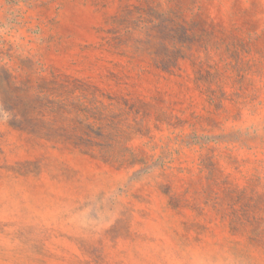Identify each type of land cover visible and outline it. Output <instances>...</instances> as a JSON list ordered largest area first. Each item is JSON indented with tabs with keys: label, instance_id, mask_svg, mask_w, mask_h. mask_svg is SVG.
<instances>
[{
	"label": "rangeland",
	"instance_id": "1",
	"mask_svg": "<svg viewBox=\"0 0 264 264\" xmlns=\"http://www.w3.org/2000/svg\"><path fill=\"white\" fill-rule=\"evenodd\" d=\"M0 264H264V0H0Z\"/></svg>",
	"mask_w": 264,
	"mask_h": 264
}]
</instances>
